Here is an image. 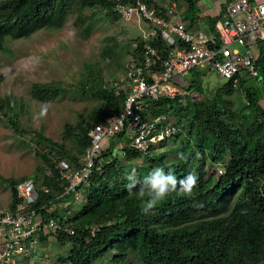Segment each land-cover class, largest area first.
Listing matches in <instances>:
<instances>
[{
	"label": "trees",
	"instance_id": "obj_1",
	"mask_svg": "<svg viewBox=\"0 0 264 264\" xmlns=\"http://www.w3.org/2000/svg\"><path fill=\"white\" fill-rule=\"evenodd\" d=\"M142 1L152 5V0ZM175 1L186 3L184 19L191 31L198 18L195 13L199 0ZM133 2L0 0V52L7 50V39L26 37L42 28L62 27L71 12L76 11L79 17L86 7L97 5L111 11L117 4ZM220 16L221 11L208 16L212 32ZM152 31L147 39L135 38L138 45L132 58H141L145 42L164 53L167 44L161 40L158 30ZM256 66L257 77L240 78L239 87L244 90L245 100L235 108L226 106L216 93L198 101L186 97L181 102L180 96L145 101L144 108L152 116H166L171 112L175 118L172 123L178 131L157 141L162 148L159 151L153 149L154 144L146 151L125 147L123 158L111 153L113 141L125 138V131L116 134L101 152L104 158L100 162L101 170L92 172L88 184L80 187L82 198L74 203L73 193L61 195L63 182L56 164L62 158L77 163L78 153L89 143V129L104 116L117 113L130 89L122 82L120 89L117 85L106 87L101 74L97 72L94 78L88 72L79 89L83 94L99 98L101 106L90 121L84 120L73 127L65 124L64 134L72 137L77 153L68 152L64 145L34 129L31 139L37 143L47 141L48 149L36 150L42 164L37 165L31 176L3 178L11 193L8 208L16 211L23 203V197L17 195V184L32 179L37 197L25 209L39 211L44 222L52 217L61 224L50 235L39 231L37 248L51 238L59 246L69 244L67 253L57 256L61 264H91L111 251L115 262L124 261L131 252L142 264H264V40L258 42ZM86 69L92 70L88 65ZM152 70L155 72L157 68ZM2 77L0 73V83ZM189 88L204 90L201 80L194 78ZM221 89L230 93L232 86L226 82ZM62 91L55 81L35 82L31 96L48 100ZM17 99L0 95V110L14 129L21 130L15 120V106L18 103L23 109V103ZM140 157L141 163H136L135 159ZM218 164L222 166V173L217 172ZM207 165L214 167L207 171ZM157 169L175 177L177 191L145 214L143 209L150 192L146 178ZM189 173L196 174L197 185L191 196L180 195L179 180L186 179ZM129 184L134 187L129 188ZM141 190L144 197L139 195ZM51 206L54 207L49 209ZM93 226L94 235L90 236ZM71 228L72 234L67 231Z\"/></svg>",
	"mask_w": 264,
	"mask_h": 264
},
{
	"label": "rangeland",
	"instance_id": "obj_2",
	"mask_svg": "<svg viewBox=\"0 0 264 264\" xmlns=\"http://www.w3.org/2000/svg\"><path fill=\"white\" fill-rule=\"evenodd\" d=\"M216 1L201 0L202 6L198 8L204 10L203 16L213 13L212 7L208 10L205 8L209 7V2ZM185 6V2L178 4L181 10ZM111 11L97 5L86 7L79 17L76 11L68 14L60 28H42L29 36L6 40L7 50L0 52V73L3 75L0 95L4 98H18L23 103V109H20L18 103L15 106V120L21 130L14 129L0 110V208H7L11 200L10 188L3 178L31 176L37 165L42 164L36 150L41 147L48 149V145H45L48 142L37 143L31 139L34 129L39 130L44 137L64 145L68 152L77 153L72 137L64 134L65 124L73 127L84 120L90 121L94 111L101 106L99 98L83 94L79 89L88 72L94 78L97 72L101 74L106 87L126 82L123 80L124 74L138 45L134 40L144 38L153 28L143 18L136 20L134 16L129 20L123 19L113 9ZM206 19L205 28L210 29L208 16ZM208 38H202L201 41ZM106 51L109 55H105ZM87 65L92 68L91 71L86 69ZM198 69L204 71L201 66ZM198 76L194 69L186 72V78L184 76L177 80L176 84L182 91L189 82L187 78L200 79L204 90H194L195 100L204 96L210 98L215 93L217 96L218 91L228 107L235 108L245 100L242 88L223 93L221 87H224L226 80L217 72L204 71L201 77ZM49 81H55L63 91L48 100H38L31 96L33 83ZM249 81L257 83L254 79ZM167 116L170 121L175 120L171 112ZM117 142L113 141V145L116 146ZM159 148L158 143H154L153 149H162ZM54 154L57 155V152ZM141 161L142 157L135 159L136 163ZM213 167L207 165L206 169L210 171ZM0 231L4 232V228H0ZM68 247L69 244L59 246L51 238L45 244H40L31 257L21 255L19 264H61L57 263L56 257L67 253ZM112 253L97 257L91 264H142L131 252L121 262L113 261Z\"/></svg>",
	"mask_w": 264,
	"mask_h": 264
},
{
	"label": "built area",
	"instance_id": "obj_3",
	"mask_svg": "<svg viewBox=\"0 0 264 264\" xmlns=\"http://www.w3.org/2000/svg\"><path fill=\"white\" fill-rule=\"evenodd\" d=\"M114 10L125 18L136 13L151 23L167 48L162 53L160 49L144 44L141 58H131L125 71V84L130 89L121 109L106 115L89 130V143L77 165L59 160L57 171L63 182L61 195L71 192L74 201L80 198V187L87 185L92 172L101 170L100 162L104 160L101 152L107 148L111 137L126 130L129 136L126 145L145 151L149 142L176 130L173 125H166L155 136L153 132L162 118L150 120L142 117L141 112L147 99L180 92L176 81L182 78L185 71L204 66L231 78L233 86H237L239 77L257 74V42L264 40V0H228L220 21L216 23L217 37L210 38L208 42L195 40L193 33L178 17L179 10L174 0H152L151 6L136 0L135 3L119 4ZM152 67L161 69L153 72ZM124 146L119 142L113 147L112 154L124 155ZM17 195L24 201L16 211L8 207L0 208V228H4V232L0 231V264H19L21 255L33 254L41 233L46 235L61 228L54 218L44 222L39 211L25 209L35 198L30 180L17 184ZM94 228L90 236L94 235ZM67 230L74 232L73 229Z\"/></svg>",
	"mask_w": 264,
	"mask_h": 264
},
{
	"label": "clouds",
	"instance_id": "obj_4",
	"mask_svg": "<svg viewBox=\"0 0 264 264\" xmlns=\"http://www.w3.org/2000/svg\"><path fill=\"white\" fill-rule=\"evenodd\" d=\"M136 1V0H135ZM175 1V0H174ZM228 1V0H227ZM226 1V2H227ZM133 3H135V2H133ZM177 3V2H176ZM122 4H126V3H122ZM127 4H130V3H127ZM226 4V3H225ZM225 4H224V6H223V8L221 9V16H220V18L214 23V33L212 34V36L210 37V38H212V37H217V31H216V23L218 22V21H220V19H221V17H222V14H223V12H224V8H225ZM117 5H119V4H117ZM116 5V6H117ZM115 6V7H116ZM114 7V8H115ZM186 7H187V5H186ZM114 8H113V11L115 12V13H117L121 18H123V19H131V18H133L134 16H137L138 18H142L141 16H139L138 14H136V13H133L132 15H131V17H129V18H125V17H123V16H121L116 10H114ZM177 8H178V10L180 11V9H179V7H178V4H177ZM181 12V11H180ZM178 17L185 23V21L183 20V17H181L180 16V13L178 14ZM144 19V18H143ZM145 20V19H144ZM146 21V20H145ZM147 22V21H146ZM149 23V22H148ZM150 24V23H149ZM187 24L185 23V26H186ZM210 25V24H209ZM154 28V27H153ZM187 28V27H186ZM188 29V28H187ZM189 30V29H188ZM190 31V30H189ZM153 32V31H152ZM151 32V33H152ZM192 32V31H191ZM151 33L150 34H147L145 37H144V39H147L148 38V36L149 35H151ZM193 33V32H192ZM194 35V34H193ZM194 38H195V40H197V41H201V39H199L198 37H196V36H194ZM210 38H208V39H206L205 41H201V42H208V40L210 39ZM261 42V41H260ZM144 44H149L148 42H145ZM144 44H143V46H144ZM257 55H258V42H257V53H256V60H257ZM132 58V57H131ZM130 58V59H131ZM256 65V64H255ZM198 67H200V66H195V67H192V68H190V69H188L187 71H185L184 72V75L182 76V78L185 76V78H186V72H189V71H193L194 69H196V72H197V74L199 75L198 77H201V75L202 74H204V71H206V72H211V71H213V70H208V68H205L204 66H201V67H203L204 68V71H201V69L199 70L198 69ZM161 69V67H159V68H157V71H155V72H158L159 70ZM256 69H257V66H256ZM156 70V69H155ZM153 71V70H152ZM154 72V71H153ZM216 72V71H215ZM217 74H219V73H217ZM220 75V74H219ZM124 76H125V74H124ZM221 77H223L222 75H220ZM244 76H247V77H251V78H255V77H257L258 76V69H257V74L256 75H253V76H250V75H244ZM243 77V76H242ZM242 77H239V80H238V83H237V86H233V84H232V79L231 78H225V77H223L226 81L225 82H230V84H231V86H232V89H239L240 87H239V82H240V78H242ZM182 78H180V79H182ZM187 79H189V82H188V84H187V86L185 87V89L184 90H180L179 88H178V86H177V84H176V88L178 89V91H180V92H177V93H175L174 95H169V94H160L158 97H160V96H167V97H170V98H174V97H176V96H180L179 97V100L181 101V102H183V101H185V98L186 97H189V98H191L192 100H194V101H198V100H195V95H196V92L194 91V90H196V91H199V90H197V89H190L189 88V85H190V82H191V80L193 79V78H187ZM123 80H125V78H123ZM179 80V79H178ZM177 82V81H176ZM117 84V83H116ZM123 84H125V82L123 83ZM118 85L120 86V84H117V89H120L119 87H118ZM201 85L203 86V84H202V81H201ZM120 87H122V86H120ZM222 88V87H221ZM218 91V90H217ZM223 91V90H222ZM223 93H224V91H223ZM218 94H219V91H218ZM158 97H156V98H152V99H147V100H153V99H157ZM221 97V99H223V101H224V97H223V95L222 96H220ZM146 100V101H147ZM145 103V102H144ZM122 106H123V104H122ZM142 117H146V118H148V119H154V118H156V117H161L162 118V121L160 120V122H159V124H158V126H157V128H156V130L153 132V134L156 136V135H158L159 134V132H160V129L161 128H163L164 126H166V125H173L174 127H176L173 123H172V121H170L169 119H168V116L166 115H158V116H152L145 108H144V104H143V109H142ZM109 115H111V114H109ZM105 117V116H104ZM93 127V126H92ZM91 127V128H92ZM90 128V129H91ZM89 129V130H90ZM124 131V130H123ZM122 131V132H123ZM175 131H178V127H176V130ZM174 131V132H175ZM89 132V131H88ZM174 132H172V133H174ZM172 133H170L169 135H171ZM169 135H166V136H169ZM116 135H114L113 137H115ZM165 135H163L162 137H160V138H158L157 140H155V141H152V142H149V145L150 144H154V143H156L159 139H163V138H165L166 137ZM113 137H111V138H113ZM110 138V139H111ZM128 141H129V136L127 135V133H126V130H125V138L123 139V140H119L118 142H117V144L119 143V142H122V143H124L125 144V146H124V149H125V147H128V148H133V147H130V146H128V145H126L127 143H128ZM110 143V142H109ZM149 145H148V147H149ZM115 145H112V148H111V151H112V149H113V147H114ZM108 147V146H107ZM148 147H147V149H148ZM86 149V148H85ZM135 149V148H134ZM146 149V150H147ZM138 150V149H137ZM145 150V151H146ZM84 152V151H83ZM83 152L81 153V155L83 154ZM112 153V152H111ZM81 155L79 156V158H78V160L76 161L77 163H74V162H71V161H69V160H67V159H64V158H62L63 160H66L67 162H69L70 164H72V165H77L78 163H79V160H80V157H81ZM112 155H117L118 157H120V158H123V157H125L126 156V153L124 154V155H119V153H116V154H112ZM62 159H60V160H62ZM59 162V161H58ZM58 162H57V164H58ZM57 164H56V168H57ZM216 169H217V172L218 173H222V171H223V169H222V166L221 165H217L216 166ZM57 173H58V171H57ZM25 180H30L31 181V183H32V191H33V194H35V198L37 197V193H36V191H35V188H34V184H33V181H32V179H30V178H28V179H25ZM146 183H148L149 184V186H150V192H149V194H148V197H149V199L147 200V202H146V205H145V207H144V209H143V211H144V213L145 214H147L148 213V211L150 210V209H152L158 202H160V201H163L171 192H176L177 191V187H176V185H177V181H176V179H175V177L173 176V175H171V174H169V175H164L163 174V170L162 169H157L153 174H151L149 177H147L146 178ZM88 184V183H87ZM196 185H197V176H196V174L195 173H189L187 176H186V179H181V180H179V189H178V194H180V195H186V196H191L192 195V192H193V189L196 187ZM82 187V186H81ZM132 187H134V185L133 184H129V188H132ZM80 192H81V194H80V198L77 200V201H79L81 198H82V196H83V192H82V189H80ZM139 195L141 196V197H144L145 196V193L143 192V190H141L140 192H139ZM34 198V199H35ZM74 198V197H73ZM33 199V200H34ZM33 200H31V201H33ZM74 203L76 202V201H73ZM93 227H95V226H93ZM72 229V228H71ZM92 229V228H91ZM74 230V229H73ZM68 231V230H67ZM51 232V231H50ZM68 233H70V232H68ZM74 233V232H73ZM49 234V233H48ZM70 234H72V233H70ZM50 235V234H49ZM38 247V246H37ZM37 249V248H36ZM34 253V252H33ZM33 255V254H32ZM32 255H30V257L32 256ZM56 261H57V263L59 262L58 260H57V257H56Z\"/></svg>",
	"mask_w": 264,
	"mask_h": 264
},
{
	"label": "crops",
	"instance_id": "obj_5",
	"mask_svg": "<svg viewBox=\"0 0 264 264\" xmlns=\"http://www.w3.org/2000/svg\"><path fill=\"white\" fill-rule=\"evenodd\" d=\"M226 1L227 0H217L215 3L209 2V7L205 8V10H208L210 7H212L214 11H213V13L207 14L204 16L202 15L204 10L200 11L199 8L197 9L195 14H198V18L196 20V23H194V26L191 28L192 29L191 31L193 32L194 36L198 37L199 39H202V38H208L214 33V29L212 32L209 29V27L205 28L206 21H207L206 17L217 15L219 13V11H221V9L223 8ZM211 5H213V6H211ZM198 6H202L201 0L197 1V7ZM185 8H186V6L183 8V10L180 9L181 12L179 11V13H180V16L183 17V20L185 21V23L187 24V21L184 19V15H185L184 9ZM135 17H136V20H139V18L137 16H135ZM213 28H214V25H213ZM209 30H210V32H209Z\"/></svg>",
	"mask_w": 264,
	"mask_h": 264
}]
</instances>
